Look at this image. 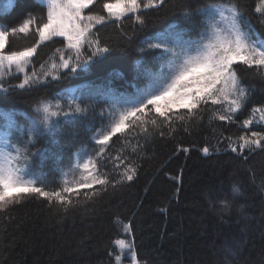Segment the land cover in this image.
<instances>
[{
    "label": "snow or ice",
    "instance_id": "1",
    "mask_svg": "<svg viewBox=\"0 0 264 264\" xmlns=\"http://www.w3.org/2000/svg\"><path fill=\"white\" fill-rule=\"evenodd\" d=\"M95 3L96 0H41V13L36 14L29 10L33 5L27 0H0V20L9 21L0 23V93H3L0 95L3 135L0 139V213L37 197L47 201L49 207L56 205L68 212L81 190H91L83 192L91 200L109 186L132 181L136 168L125 164L119 155L114 157L115 168L120 169L121 164L124 167L115 177L100 169L98 159L114 136L120 134L127 138L143 134L147 139L158 133L164 137L165 129L169 134L175 131L176 121L186 124L206 110L216 120L234 123V116L249 98V89L244 86L237 65L264 76V19L259 21V27L253 24L240 0H178L174 9L178 14L166 20L155 33H144L147 24L141 15L135 16L138 27L130 34L123 33L120 50L128 52L135 48L139 55L135 65L128 69L133 74L135 91L119 92L112 80L122 73L103 75L105 62L117 49L102 43L94 29L108 22H120L125 17L131 19L129 14L162 8L167 0H111L102 5L107 15L93 13L90 6ZM86 9L89 14H85ZM255 12L264 17V0H260ZM17 19L18 24L12 22ZM29 34L38 37L31 46L12 49L11 38H27ZM55 37L66 41L64 51L56 49L59 63L53 60L47 68L42 63L39 72L34 69L29 72L37 48ZM61 69L68 72L61 74ZM13 70L23 73V79L5 87V77L12 75ZM78 70L93 72L100 83L93 81L82 90L81 96H74L66 103L61 102L63 97L55 102L46 97L36 99L22 115L17 114V106L11 102L17 89L34 91L48 87L52 81L66 78L68 74H79ZM97 103L107 106L109 117L104 130H97L93 137L100 150L95 157L80 154L73 164L70 149L75 145L66 133L69 127L82 130ZM104 111L101 107L102 116ZM256 114L264 120V106L254 107L252 114L242 121V128L249 130L247 133L235 138L224 137L227 149L244 163L257 150L264 151V132L250 129ZM184 130L188 131L187 126ZM49 142L56 147H38ZM65 149L68 172L64 175L72 173L75 178L65 180L58 189L47 190L43 180L32 177L33 164L63 165L61 155ZM209 151L207 146L202 149L205 155ZM251 175V182L255 184V175ZM259 187L264 191V177ZM229 193L218 201L221 218L230 215L234 206L238 212L245 210V204H237L244 196L239 180L233 179ZM125 230L131 234V225H125ZM115 244L121 250L133 252L134 242L120 239Z\"/></svg>",
    "mask_w": 264,
    "mask_h": 264
},
{
    "label": "trees",
    "instance_id": "2",
    "mask_svg": "<svg viewBox=\"0 0 264 264\" xmlns=\"http://www.w3.org/2000/svg\"><path fill=\"white\" fill-rule=\"evenodd\" d=\"M104 2L111 0H96L90 6L91 11L105 15ZM177 2L167 0L162 8L129 14L131 19L125 17L120 22H108L94 29L102 43L117 49L105 62L103 75L122 73L112 80L119 92L135 91L133 74L128 69L135 65L139 55L135 48L128 52L120 50L123 33L130 34L138 27L136 15L146 21L144 33H155L166 20L178 14L174 11ZM259 2L240 0L246 17L257 27L264 19L255 12ZM27 3L33 5L30 11L41 13L39 0H27ZM8 22L0 20V23ZM12 22L18 24L19 20ZM37 39L29 34L27 38L13 37L10 43L17 50L31 46ZM65 45L60 37L41 44L30 68L39 71L42 63L46 68L53 60L59 63L56 49L64 51ZM237 68L244 86L249 89V98L234 116V123L216 120L206 110L186 124L176 121L175 131L169 134L165 129L164 137L158 133L147 139L143 134L127 138L117 134L98 159L100 169L115 177L124 167L121 164L120 169L115 168L114 157L119 155L125 164L136 168L134 179L109 186L91 200L83 195L84 191L91 190H81L68 212L56 205L49 207L47 201L37 197L0 213V264H115L118 252L115 241L127 235L130 243L134 242L133 252L139 264H264V191L259 187L264 177V151L257 150L244 163L227 149L224 140L226 136L235 138L249 131L241 123L252 114L254 107L264 106V76L244 65ZM78 73L68 74L38 90L17 89L11 98L17 114L22 115L36 99L46 97L55 102L63 97L61 102L66 103L74 96H81L82 90L93 81L100 83L91 71L78 70ZM21 80L20 75L6 77L4 86H14ZM101 107L105 109L103 116ZM106 108L97 103L82 130L69 127L66 134L75 145L70 149L73 164L80 154L95 157L99 152L101 146L93 137L108 123ZM177 111L185 113V110ZM256 118L257 114L251 131L264 132V120L260 122ZM185 126L188 131L184 130ZM0 139H3L2 129ZM205 146L209 147L208 155L202 152ZM38 147L56 146L49 142ZM67 155L65 149L61 155L64 164L59 166L35 162L32 177L43 180L47 190L58 189L65 180L72 181L75 178L72 173L64 175L68 172ZM249 169L255 175V184L251 182ZM233 179L243 186L244 196L237 204H245V210L238 212L234 206L230 215L221 218L218 201L230 195ZM128 224L131 234L125 230Z\"/></svg>",
    "mask_w": 264,
    "mask_h": 264
},
{
    "label": "rangeland",
    "instance_id": "3",
    "mask_svg": "<svg viewBox=\"0 0 264 264\" xmlns=\"http://www.w3.org/2000/svg\"><path fill=\"white\" fill-rule=\"evenodd\" d=\"M40 2H41V0H39ZM87 10V9H86ZM86 10H85V14H87L86 13ZM105 15H107V13L105 12ZM62 38V37H61ZM66 42V41H65ZM72 55H74V53H71ZM31 68H30V66H29V69H28V71L29 72H31L32 71V69L30 70ZM40 71V70H39ZM38 71V72H39ZM15 75H20L21 77H22V79H23V73H16L15 72V70H13V74L12 75H10V76H6V77H11V76H15ZM5 77V78H6ZM257 121H260V122H263V120H261L260 119V115L259 114H257ZM120 239H123V240H125L127 243H130V239H129V237H128V235L127 236H125V237H122V238H120ZM119 239V240H120ZM131 244V243H130ZM117 246V245H116ZM117 255H116V257L117 256H119L120 257V259L119 260H117L116 259V262H115V264H139L138 262H137V260H136V257H135V254H134V252H131V253H129V252H127L126 250H121L120 248H119V246H117Z\"/></svg>",
    "mask_w": 264,
    "mask_h": 264
}]
</instances>
